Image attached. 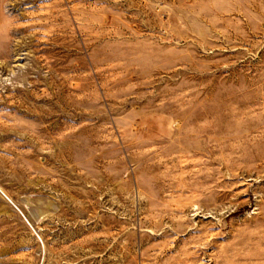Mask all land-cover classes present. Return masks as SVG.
<instances>
[{
  "label": "rangeland",
  "instance_id": "1",
  "mask_svg": "<svg viewBox=\"0 0 264 264\" xmlns=\"http://www.w3.org/2000/svg\"><path fill=\"white\" fill-rule=\"evenodd\" d=\"M0 264H264V0H0Z\"/></svg>",
  "mask_w": 264,
  "mask_h": 264
}]
</instances>
